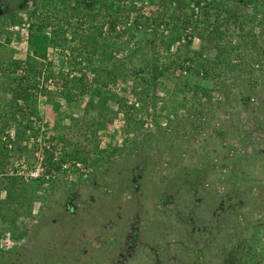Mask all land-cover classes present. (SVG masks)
I'll return each instance as SVG.
<instances>
[{
  "label": "rangeland",
  "instance_id": "374dc122",
  "mask_svg": "<svg viewBox=\"0 0 264 264\" xmlns=\"http://www.w3.org/2000/svg\"><path fill=\"white\" fill-rule=\"evenodd\" d=\"M13 4L25 21L33 9V0H0V27H4L0 46L6 45L14 57L25 60L30 55L28 30L26 25H9L7 15ZM143 6L149 15L157 11L149 2ZM226 27L233 31L235 23ZM68 30L67 46L72 48L76 42L71 41L72 27ZM162 30L158 28L160 34ZM8 33L13 36L9 44ZM192 49L204 53L203 57L217 55L215 48L198 39ZM177 50L174 46L172 55L160 51L162 62L174 60ZM180 53L183 61L184 52ZM257 53L249 51L246 60L254 62L249 69L259 73L264 55L258 58ZM75 55L60 47L51 51L55 75L47 84L50 98L37 93V127L54 134L64 154L88 159L87 164L74 160L91 173L53 182L23 178L16 175V159L33 166L36 152L44 149L43 138H32L24 156L14 152V144L8 146L0 173L1 196H5L3 183L17 177L41 199L34 202L33 217L23 218L33 226L30 237L16 242L6 234L1 247L18 252L32 247L31 239H38L42 243L37 253H42L45 241L54 239L58 249L66 251L67 260L39 254L24 264H264V138L252 148L247 140L255 134L264 137V73L248 83L243 80L249 76L246 73L237 79L223 76V83L213 84L200 77H182L181 69H172L145 102L130 90L132 82L111 83L104 88L109 110L102 113L112 120L100 128L101 109L88 108L92 92L78 89L79 79L93 76L82 65L71 64ZM230 57L233 65L240 63L239 56ZM80 59L77 56V62ZM199 81L210 89V96L196 95ZM179 85L187 86L184 93ZM216 94L223 99L213 112ZM117 96L128 106L139 102L141 112L136 108L121 112ZM184 112L189 117H181ZM192 114L211 118L214 130L195 124ZM171 115L175 119L169 121L171 131L166 132L162 123ZM189 132L194 134V146L184 140ZM4 133L0 129V143L8 139ZM7 133L15 138L14 130ZM223 166L229 169L226 174Z\"/></svg>",
  "mask_w": 264,
  "mask_h": 264
},
{
  "label": "trees",
  "instance_id": "16d2710c",
  "mask_svg": "<svg viewBox=\"0 0 264 264\" xmlns=\"http://www.w3.org/2000/svg\"><path fill=\"white\" fill-rule=\"evenodd\" d=\"M144 2L157 6V11H153L156 16L146 12ZM15 7L13 4L7 19L11 26H27L30 55L25 60L16 58L6 45L0 46V129L8 138L0 143V173L9 152L8 143L14 144V152L24 156L29 141L39 136L43 138V153L49 165L59 152L62 161L89 162L85 158L64 154L54 134L49 135L47 130L37 127L40 121L37 93L50 98L48 80L55 72L49 55L56 48L80 56L77 62L75 55L71 64L74 67L80 64L82 70L92 74L91 80L79 79L77 88L92 92L88 108L101 109L104 119L99 121L100 128L104 127V121L112 120L102 113V109L109 110L108 93L105 95L104 88L111 83L132 82L130 90L145 102L150 91L159 88V80L172 74V69H181L182 77L184 74L200 77L213 84L223 83V76L231 74L237 79L246 73L249 76L243 80L248 83L255 80V75L264 73V67H260L259 73L249 69L254 62L246 60L249 51L258 52V58L264 55V0H33V9L29 10L26 21L16 13ZM24 8L28 10L29 5L25 3ZM231 21L235 23L233 31L226 27ZM70 26L73 29L71 41L76 42L72 48L67 46ZM158 28H163L161 34ZM3 32L4 27H0V36ZM188 32H191L190 39ZM184 38L185 42H182ZM195 39L202 45L215 48L217 55L203 57L204 53L196 52L192 49ZM12 40L13 36L8 33V44ZM178 43V50L173 53L175 59L163 63L159 52L171 54ZM182 51L183 61L180 60ZM231 55L239 56L240 63L233 65ZM65 85L69 87V83ZM195 85L196 95L210 96V89L203 87L200 81ZM179 86V92L184 93L187 86ZM115 101L121 112L128 114L135 108L128 106L122 97L117 96ZM12 130L14 139L7 133ZM3 184L5 196L0 194V264H24L39 254H45L49 259L61 256L67 260L66 251L62 246L58 249L54 239L45 241L42 253H37L42 243L38 239H31L33 246L18 252L1 247V239L6 234L16 242L30 237L33 226H28L23 218L33 217L34 202L41 199L33 187L30 189L29 184L17 177H11ZM60 242L63 245V241ZM52 249L55 253L51 252Z\"/></svg>",
  "mask_w": 264,
  "mask_h": 264
},
{
  "label": "built area",
  "instance_id": "2783aa9c",
  "mask_svg": "<svg viewBox=\"0 0 264 264\" xmlns=\"http://www.w3.org/2000/svg\"><path fill=\"white\" fill-rule=\"evenodd\" d=\"M191 35V32H188V37ZM190 39V37H189ZM196 40V39H195ZM182 42H185V38L182 40ZM180 43H178L176 46H179ZM223 98L220 96V94H216L212 98V102L214 104V110L213 112H216V104L218 101L222 100ZM131 105L134 106L137 110L141 112V105L139 102H131ZM181 117H189V114H183L180 115ZM175 119L174 115L169 116L165 122L162 123V126L166 132H170L171 128L169 125V121ZM192 121L197 124H205V125H210L212 126L213 130L215 128V123L211 118H207L205 116L201 115H191ZM242 137L246 136V131L241 132ZM262 134H255L252 135L251 137L247 138L249 146L252 148L254 144L260 143L261 140L263 139ZM184 140L189 143L190 145L195 144V137L193 133H186L184 135ZM11 148L12 145H9ZM222 147L224 149L227 148V142L223 143ZM37 155V162L32 166L30 164H26V161L24 159H19L17 158V170H16V175H19L23 178L31 179V180H42L44 182H53L56 180H59L61 177H66V178H76L77 176H83V177H88L91 171L89 168L83 164L80 161H76L74 159L72 160H65L62 161V157L60 154L56 155L53 159L52 165H49L46 159L45 154L43 153V149H40L39 151L36 152ZM163 165L164 167H168V160L164 159L163 160ZM229 169L227 167H222L221 171L223 174H226ZM164 175H167L166 170L163 172Z\"/></svg>",
  "mask_w": 264,
  "mask_h": 264
}]
</instances>
